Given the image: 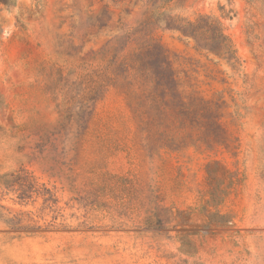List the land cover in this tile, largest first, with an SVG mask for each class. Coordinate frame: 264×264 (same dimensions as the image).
<instances>
[{"label":"rangeland","instance_id":"374dc122","mask_svg":"<svg viewBox=\"0 0 264 264\" xmlns=\"http://www.w3.org/2000/svg\"><path fill=\"white\" fill-rule=\"evenodd\" d=\"M145 2L0 0V264H264V0L165 5L218 19L235 66L140 29ZM145 35L209 107L181 127ZM113 49L150 68L144 94Z\"/></svg>","mask_w":264,"mask_h":264},{"label":"trees","instance_id":"16d2710c","mask_svg":"<svg viewBox=\"0 0 264 264\" xmlns=\"http://www.w3.org/2000/svg\"><path fill=\"white\" fill-rule=\"evenodd\" d=\"M172 0H146L145 9L143 11V18L138 26L142 30L147 28L149 24L161 23L166 27L172 28L178 31L182 36L191 38L197 49H201L216 55L218 57L225 58L232 66L238 63V57L236 55V50L230 38L224 33L221 23L218 19H215L207 14H200L193 20L180 17L178 15H171L166 12L165 5H167ZM144 46L149 49L155 48L157 53V66L158 71L155 77L149 79V81H154V89L161 90L163 96L172 95L174 104V122L175 127H181L184 125L182 118L188 111L195 110L197 113L208 111L209 107L207 103L200 99L194 98L191 107L189 104L181 98L180 94L177 92L176 88L170 85V82L174 80V74L172 72L171 66L169 65L165 51L155 42V39L151 36L145 35ZM133 54L132 52L126 55H121L120 52H116L113 49L110 64L111 69H121L124 72L127 80H131L134 83L137 93L140 95L144 94L143 86L146 83L145 68L146 65L140 63V58ZM150 69V68H148ZM136 91L130 93L129 104L132 105L133 113H135L136 106ZM154 97L157 100V94ZM152 96V95H151ZM153 98V96L151 97ZM151 99V102L155 100ZM192 108V109H191ZM216 118V117H215ZM215 125H217V119Z\"/></svg>","mask_w":264,"mask_h":264}]
</instances>
